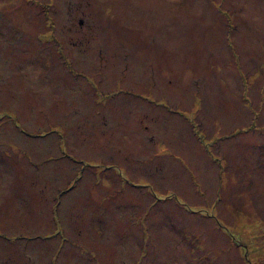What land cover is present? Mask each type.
I'll list each match as a JSON object with an SVG mask.
<instances>
[{"label": "rangeland", "instance_id": "374dc122", "mask_svg": "<svg viewBox=\"0 0 264 264\" xmlns=\"http://www.w3.org/2000/svg\"><path fill=\"white\" fill-rule=\"evenodd\" d=\"M92 93L109 103L92 109ZM10 162L29 188L54 166L45 184L73 182L80 215L56 241H23L41 226L0 209L2 264H264V0H0Z\"/></svg>", "mask_w": 264, "mask_h": 264}, {"label": "crops", "instance_id": "0c3cea01", "mask_svg": "<svg viewBox=\"0 0 264 264\" xmlns=\"http://www.w3.org/2000/svg\"><path fill=\"white\" fill-rule=\"evenodd\" d=\"M90 97L92 99V101H90V105L92 109L95 110H99V108L101 107H105L106 103H109V93H92L90 94ZM84 101V100H83ZM80 101V102H83ZM102 104V105H100ZM90 105L88 108H90ZM103 110V109H102ZM15 117V114L13 115ZM88 117H90V114H88ZM15 121V120H14ZM15 126L21 130V133L27 137H23V141H24V145L25 144H31L32 142H35L36 140H34L36 137H34L33 134H31L29 131L28 133L26 132L25 128H21V125L18 123H15ZM42 129V127H41ZM40 129V130H41ZM50 129H45L43 130L44 132L49 131ZM53 130H50V132H52ZM54 132V131H53ZM34 138V139H33ZM22 139V138H20ZM61 139V137H60ZM59 139V140H60ZM34 140V141H33ZM40 140V139H38ZM12 141V140H11ZM9 141L8 143H5L7 146V149H9L8 151L4 152L3 154L6 155V157L12 159V155L13 154H17V151L15 150V147L17 146L18 142H16L15 140H13L12 142ZM66 141L64 140H60L59 142H56L53 151H59V152H63V154L65 153L63 146L65 145ZM5 144H3V147H6ZM21 145V143H19ZM46 148H38L36 149V151L38 152V156H46V154L50 151L49 148L47 147V145L49 144H43ZM48 148V149H47ZM6 149V150H7ZM46 149V150H45ZM164 151H166V149H163ZM29 151V153L33 152L34 150H25L22 151L23 155H27L26 152ZM167 152V151H166ZM67 157V154H64ZM110 158V156H107L105 158L108 159ZM68 159L72 160L73 162L78 163L79 161L77 159H74L73 157H71V155H68ZM14 161V159H13ZM50 161V159H49ZM46 161V162H49ZM111 162V159L109 160ZM80 163V162H79ZM10 165L9 168H0V176L6 181L3 184L2 189H6L5 194L7 193L9 195V197L7 198V202L8 203H4L3 205H0V209L6 211L2 217L5 218H12L13 214L12 211L13 210H22V214H23V226H31V225H38L39 227L41 226V229L38 231L40 233H37L36 236L31 237L30 234H25L23 235V241H40V242H49L52 241L51 239H54L56 241V239H58V237H63L64 234V227L71 225V226H76V223H73V221L71 219H74V216L76 214L80 215V211L78 210L79 208H77L76 202H73L74 199L76 198L75 193H74V186H73V182L68 184V182L66 181H60L57 178V182L56 184L52 187V185L50 183L45 184L46 180H43L44 178H46L47 176L52 177L54 175V166H51L50 164H47L46 167H44L43 171H44V175H42V180L41 182H44V184H38V186H34V187H27V182H21L18 186L14 185L15 183L13 182V177H18V178H25L26 176L28 177V175H26L22 170H18V166L17 163H13L11 164V162L9 163ZM93 166L96 167L95 164H93ZM99 168V170L103 169L105 170H109L110 172H114L115 174H118L121 179H123L124 182H126L125 180V176L123 174V167L121 166H116V165H111V164H104V165H98L97 166ZM113 171H112V170ZM76 170V169H75ZM102 171V172H104ZM72 172V171H71ZM71 172H66L68 175H70ZM23 173L26 175L23 176ZM66 173L63 175V177L67 176ZM73 173V172H72ZM75 176H76V180L78 181L80 179L81 173L80 171H75ZM26 179V178H25ZM41 179V178H40ZM22 181V180H19ZM56 181V179H55ZM80 181V180H79ZM14 183V184H13ZM27 183V184H26ZM66 183V184H64ZM37 187V188H36ZM72 188V189H71ZM104 188L107 189V187L104 186ZM53 189L55 190V197L53 196ZM71 189V190H70ZM78 192V189H77ZM18 194V197H14V194ZM77 194V193H76ZM36 196L37 199H39L40 204H38L37 206L39 207L40 210L37 209V206H34L33 202L36 200ZM40 196V198L38 197ZM71 198V201H69V199ZM73 198V201H72ZM104 197H101V200ZM38 203V200H36V204ZM72 203H74L72 205ZM101 207V206H100ZM109 202L108 205H102V209H109ZM30 210H32L33 212L32 215L30 214ZM29 215H31V219L33 218H38L40 220V223H35L32 221H29ZM16 216V215H15ZM73 217V218H72ZM28 218V219H27ZM4 222V221H3ZM15 223H6V225H11ZM5 225V223H4ZM2 239L4 236H1ZM6 240H15L16 238H11V237H5ZM26 261H29V264H31L33 262V257L32 256H28L27 259L25 258ZM5 263L3 264H8L7 260H4ZM0 264H2V262H0ZM35 264H40L37 261L35 262ZM44 264V263H42Z\"/></svg>", "mask_w": 264, "mask_h": 264}]
</instances>
